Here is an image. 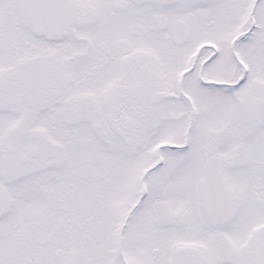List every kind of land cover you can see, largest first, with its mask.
Listing matches in <instances>:
<instances>
[{
  "label": "snow or ice",
  "instance_id": "snow-or-ice-1",
  "mask_svg": "<svg viewBox=\"0 0 264 264\" xmlns=\"http://www.w3.org/2000/svg\"><path fill=\"white\" fill-rule=\"evenodd\" d=\"M0 264H264V0H0Z\"/></svg>",
  "mask_w": 264,
  "mask_h": 264
}]
</instances>
